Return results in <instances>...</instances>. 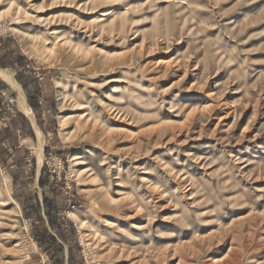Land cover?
Here are the masks:
<instances>
[{"label":"rangeland","instance_id":"1","mask_svg":"<svg viewBox=\"0 0 264 264\" xmlns=\"http://www.w3.org/2000/svg\"><path fill=\"white\" fill-rule=\"evenodd\" d=\"M0 60V264H51L44 194L73 264H264V0H0Z\"/></svg>","mask_w":264,"mask_h":264},{"label":"trees","instance_id":"2","mask_svg":"<svg viewBox=\"0 0 264 264\" xmlns=\"http://www.w3.org/2000/svg\"><path fill=\"white\" fill-rule=\"evenodd\" d=\"M22 60L23 58L20 59V61ZM9 64L12 68L15 65L10 62ZM19 64L20 71L16 75V80L22 86L30 108L33 112H37L39 109L38 98L40 94L37 78L32 74L28 65L24 63L21 64V62ZM0 67H6V64L1 62V60ZM5 86L6 85L0 81V114L4 115L7 114V105L3 102L1 91ZM18 120L21 121L20 127L22 126V130L31 138H34L31 124L17 110H15L14 115L10 116L8 119L9 128L16 129ZM0 158H2V152H0ZM43 173L45 172L43 171L39 177V186L45 189L49 187V176H44ZM22 210L26 220H32L34 224L39 223L34 226L32 236L40 250L49 257L51 264H65L66 260H68V264H73L75 260L74 248H78L75 239V227L72 223L67 224L66 221H62V208H60L54 200L44 194L42 202L37 198L34 204L27 201L22 202ZM32 217H34V219ZM66 226L69 228L70 235L66 234ZM71 240H73L75 245H72ZM65 246H67V251L65 250Z\"/></svg>","mask_w":264,"mask_h":264},{"label":"bare ground","instance_id":"3","mask_svg":"<svg viewBox=\"0 0 264 264\" xmlns=\"http://www.w3.org/2000/svg\"><path fill=\"white\" fill-rule=\"evenodd\" d=\"M108 13H103V16H106ZM117 17V15H116ZM120 18V17H119ZM103 22V21H102ZM118 24V23H117ZM116 24V25H117ZM120 24V23H119ZM120 28V27H119ZM0 78L6 80V82L8 81V83H10L13 87H15L19 92V101H18V104H19V107L22 109V111L26 112L27 115L29 117L32 118V115H31V112H30V109L27 107V104H26V98L25 96L22 94V89L20 87V85L16 82V80L14 79V77L12 76V74L4 71V70H1L0 69ZM39 134V144L40 146L42 145V135L40 134V132H38ZM41 151V150H40ZM75 158V157H74Z\"/></svg>","mask_w":264,"mask_h":264},{"label":"built area","instance_id":"4","mask_svg":"<svg viewBox=\"0 0 264 264\" xmlns=\"http://www.w3.org/2000/svg\"><path fill=\"white\" fill-rule=\"evenodd\" d=\"M36 76L38 77V79H41V77L39 76V74L37 73ZM13 98H4L3 99V102L8 106L9 104H12L13 103ZM5 117L1 118V121H5Z\"/></svg>","mask_w":264,"mask_h":264}]
</instances>
